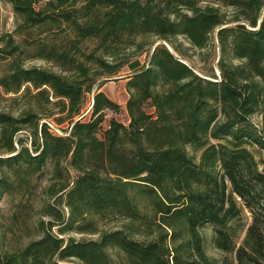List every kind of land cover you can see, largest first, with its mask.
Listing matches in <instances>:
<instances>
[{
    "label": "trees",
    "instance_id": "16d2710c",
    "mask_svg": "<svg viewBox=\"0 0 264 264\" xmlns=\"http://www.w3.org/2000/svg\"><path fill=\"white\" fill-rule=\"evenodd\" d=\"M10 1L59 72L14 65L0 80L33 100L17 116L0 112V198L50 168L47 220L0 264H264V159L254 155L264 152V0ZM215 31L229 61L211 79L168 46L202 49ZM123 67L128 123L103 127L120 105L96 84ZM204 229L223 258L207 254Z\"/></svg>",
    "mask_w": 264,
    "mask_h": 264
},
{
    "label": "rangeland",
    "instance_id": "374dc122",
    "mask_svg": "<svg viewBox=\"0 0 264 264\" xmlns=\"http://www.w3.org/2000/svg\"><path fill=\"white\" fill-rule=\"evenodd\" d=\"M223 11L229 13L230 9L221 8ZM21 20L15 15L12 3L10 0H0V55L6 57L1 59L0 56V80L2 77L10 73L11 68L14 65H20L22 68H42L52 72H59V69L52 63L43 60L37 56V40L38 31L18 29ZM46 31L43 36L51 39L53 36L52 30L44 28ZM9 36L12 38L8 47L6 44L9 42ZM176 44L179 45L181 52L175 51L170 45V50L186 64H188L197 74L211 79L212 75L219 76L218 61L224 58L229 61V56L222 53L220 44L216 37V31L212 33L210 40L205 48L199 49L191 46L184 38H177ZM160 44V42H156ZM13 45V46H12ZM6 52L14 51L13 55H6L1 53V49H5ZM13 47V48H12ZM151 53V49H147L145 53L138 57L142 64L147 65L148 59ZM232 63H237V60H232ZM130 71L127 67H123L117 74L108 76L104 75L99 78L97 85H101L100 91H102L109 99L120 105V112L111 113L106 112L103 127H106L110 118L127 124L128 116L125 111V104L128 98L126 91V79ZM24 87L17 93H6L4 88L0 85V112L10 113L14 116L19 115L24 109L33 103L30 95H24ZM92 103V94L87 96L86 104L83 108L84 114L89 110ZM89 114H86L83 120L89 118ZM251 120L260 126L262 118L260 115H253ZM53 125V132L56 134H65L69 131L70 124L64 122L57 124L51 120ZM256 149V148H255ZM253 150V149H252ZM254 151V150H253ZM256 160L264 159V152H254ZM50 168L43 175H37L32 178L31 182L24 188H17L15 193L10 195H3L0 198V254L3 250L14 246H20L28 243L33 239H37L38 233V220L47 218H41L40 209L43 201L48 199L43 194V189L49 183ZM51 202V201H49ZM32 206V207H31ZM23 208H25L23 213ZM2 214V215H1ZM99 228L103 229H115L118 227L116 223H109L103 225L98 223ZM56 231L55 228L53 230ZM204 236L205 249L209 256L215 259H221L224 255L217 251L211 243L212 233L210 229H204L202 231ZM70 236L76 240H89L96 239L97 235L70 233ZM76 264V262L71 263Z\"/></svg>",
    "mask_w": 264,
    "mask_h": 264
}]
</instances>
